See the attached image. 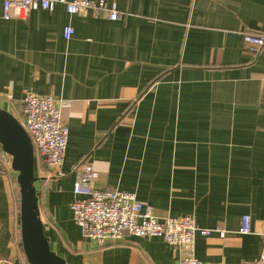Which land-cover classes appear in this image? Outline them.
<instances>
[{"label": "crops", "instance_id": "1", "mask_svg": "<svg viewBox=\"0 0 264 264\" xmlns=\"http://www.w3.org/2000/svg\"><path fill=\"white\" fill-rule=\"evenodd\" d=\"M71 1V0H69ZM106 9L70 15L64 4L3 18L0 109L23 119L29 93L71 102L61 172L35 161L40 219L53 252L69 264H177L183 251L127 235L98 248L72 217L75 171L95 188L133 193L160 221L193 217V256L240 264L264 254V0H91ZM115 6L118 19L108 10ZM109 8V9H108ZM74 34L63 36L66 27ZM18 174L0 147V259L25 258ZM252 231L240 235L244 216Z\"/></svg>", "mask_w": 264, "mask_h": 264}, {"label": "built area", "instance_id": "2", "mask_svg": "<svg viewBox=\"0 0 264 264\" xmlns=\"http://www.w3.org/2000/svg\"><path fill=\"white\" fill-rule=\"evenodd\" d=\"M58 4H64L70 15L87 9H106L104 2L93 3L91 0H3V18L27 21L31 12L39 9L52 12ZM108 11V18L116 21L119 17L116 7L113 6ZM73 34L72 27L64 29L66 41ZM244 45L248 51L264 48V35H246ZM23 105V119L20 122L32 140L35 161L39 158L45 166L47 178L64 176L61 168L65 161L69 130L62 121V111L70 108L71 102L29 93L25 96ZM75 175L76 199L71 205L72 217L84 239L98 248L118 243L127 235L146 239L159 238L167 245L183 251L177 264H202L192 253L197 234L208 237L216 233L220 238L227 235L226 230L220 226L212 230L199 229L195 219L190 216L160 221L154 216L152 209L139 201L133 193L97 190L95 185L98 173L91 164H83L75 171ZM251 231L252 219L248 215L244 216L238 233L248 235ZM0 264L28 262L26 258L17 262L0 259ZM240 264H264V254L259 259L242 261Z\"/></svg>", "mask_w": 264, "mask_h": 264}, {"label": "water", "instance_id": "3", "mask_svg": "<svg viewBox=\"0 0 264 264\" xmlns=\"http://www.w3.org/2000/svg\"><path fill=\"white\" fill-rule=\"evenodd\" d=\"M0 147L11 158L20 189V234L28 264H69L52 251L40 219L36 191L35 152L21 122L0 109Z\"/></svg>", "mask_w": 264, "mask_h": 264}]
</instances>
